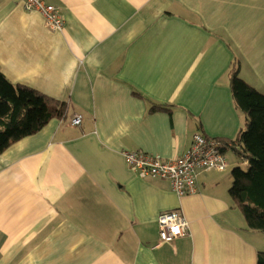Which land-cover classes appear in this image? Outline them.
<instances>
[{"label": "crops", "instance_id": "obj_1", "mask_svg": "<svg viewBox=\"0 0 264 264\" xmlns=\"http://www.w3.org/2000/svg\"><path fill=\"white\" fill-rule=\"evenodd\" d=\"M45 1L62 32L0 0V73L66 104L0 153V264H256L264 234L228 195L226 171L244 161L225 150L237 162L180 197L122 153L168 160L196 133L237 137L229 74L264 94V0ZM174 209L187 234L161 243L157 218Z\"/></svg>", "mask_w": 264, "mask_h": 264}, {"label": "trees", "instance_id": "obj_2", "mask_svg": "<svg viewBox=\"0 0 264 264\" xmlns=\"http://www.w3.org/2000/svg\"><path fill=\"white\" fill-rule=\"evenodd\" d=\"M229 86L245 124L234 140L219 142L222 153L230 150L246 163V168L231 170L228 195L248 229L264 234V94L242 80L237 69L230 71ZM65 111V103L12 84L0 73V153L36 134L53 118L64 116ZM256 264H264V252L257 254Z\"/></svg>", "mask_w": 264, "mask_h": 264}, {"label": "built area", "instance_id": "obj_3", "mask_svg": "<svg viewBox=\"0 0 264 264\" xmlns=\"http://www.w3.org/2000/svg\"><path fill=\"white\" fill-rule=\"evenodd\" d=\"M27 11L37 12L44 25L52 31L62 32L64 18L58 9L45 0H22ZM81 117L72 120L73 125H80ZM222 145L218 140L208 138L200 133L193 135L188 149L178 158L165 160L157 155L141 151H124L122 153L128 169L140 178H160L170 182L172 191L178 196L193 194L199 172H224L229 164ZM159 240L169 243L185 236L188 223L179 209L165 211L157 218Z\"/></svg>", "mask_w": 264, "mask_h": 264}, {"label": "rangeland", "instance_id": "obj_4", "mask_svg": "<svg viewBox=\"0 0 264 264\" xmlns=\"http://www.w3.org/2000/svg\"><path fill=\"white\" fill-rule=\"evenodd\" d=\"M233 160H235L236 162H237V159L235 158V157H233V155L231 154V153H229L228 155H227V161L228 162H231V161H233ZM238 167H240L241 169H245V167L240 163V161H238ZM235 168V167H234ZM233 168H231V167H229V169L226 171V176H231V170H232Z\"/></svg>", "mask_w": 264, "mask_h": 264}]
</instances>
